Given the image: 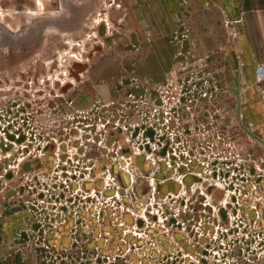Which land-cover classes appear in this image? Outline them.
<instances>
[{"label": "rangeland", "instance_id": "rangeland-1", "mask_svg": "<svg viewBox=\"0 0 264 264\" xmlns=\"http://www.w3.org/2000/svg\"><path fill=\"white\" fill-rule=\"evenodd\" d=\"M171 3L0 0L1 254L264 264V8Z\"/></svg>", "mask_w": 264, "mask_h": 264}, {"label": "crops", "instance_id": "crops-1", "mask_svg": "<svg viewBox=\"0 0 264 264\" xmlns=\"http://www.w3.org/2000/svg\"><path fill=\"white\" fill-rule=\"evenodd\" d=\"M182 0H172L173 7H178L181 5ZM203 1V0H202ZM224 8H233L236 7H246V8H264V0H217ZM180 4V5H179ZM250 17V16H249ZM251 18V17H250ZM260 21L258 22L260 25L261 36L264 38V13H260ZM258 25V24H257ZM253 28V26H252ZM248 39V36H246ZM249 55L254 56L255 54L249 48L247 51ZM253 53V54H252ZM252 60V59H251ZM13 228V227H12ZM12 232V230H11ZM51 232V231H50ZM44 233L45 241L38 244L35 243H27L26 247L21 249L16 255H8V251L5 250V253H0V264H75L76 260V250H75V241L73 236L68 233H62L61 235H57V237H53L51 233ZM8 238V231L6 234V238L4 243H11ZM33 244L37 245L38 249L35 253L32 249ZM42 246L44 248H42ZM43 249V250H41ZM46 255V256H45ZM48 257V258H47Z\"/></svg>", "mask_w": 264, "mask_h": 264}]
</instances>
